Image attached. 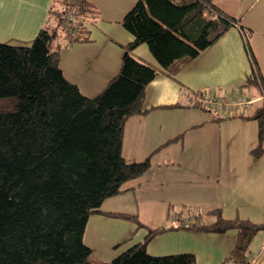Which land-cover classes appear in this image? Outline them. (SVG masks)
Returning a JSON list of instances; mask_svg holds the SVG:
<instances>
[{
  "label": "trees",
  "instance_id": "trees-1",
  "mask_svg": "<svg viewBox=\"0 0 264 264\" xmlns=\"http://www.w3.org/2000/svg\"><path fill=\"white\" fill-rule=\"evenodd\" d=\"M70 9L77 11L73 35L65 26ZM96 16L89 0H54L46 26L30 44L0 42V264H198L192 252H148L157 236L182 230H235V247L220 264H248L250 245L264 232V221L227 219L221 209L206 212L212 220L201 213L191 220L182 212L174 218L170 206L169 223L150 228L137 214L102 207L152 166L151 155L142 161L125 159L124 131L130 118L146 112V89L160 74L175 78L236 26L252 64L247 84L264 92L251 29L240 27L239 20L213 0H138L121 21L134 40L126 47L119 73L101 93L87 97L60 69V41L67 46L88 42L87 23ZM141 44L148 45L157 64L134 57L132 51ZM190 106L204 108L199 101ZM237 117L258 122L251 152L257 159L264 153V103L256 104L252 114ZM95 214L132 221L147 234L103 263L84 241Z\"/></svg>",
  "mask_w": 264,
  "mask_h": 264
},
{
  "label": "crops",
  "instance_id": "crops-1",
  "mask_svg": "<svg viewBox=\"0 0 264 264\" xmlns=\"http://www.w3.org/2000/svg\"><path fill=\"white\" fill-rule=\"evenodd\" d=\"M89 1L97 8L96 18L87 23L89 41L72 46L60 41L59 65L64 76L85 96L95 97L119 73L126 47L134 40L121 21L138 0ZM213 2L237 18L240 27L251 29V48L264 77V2L257 8L261 0ZM53 3L54 0H0V42L30 44L46 26ZM132 54L141 61L157 64L147 44H141ZM251 75L252 64L244 39L234 26L175 78L162 73L151 82L144 100L146 112L126 123L123 154L128 162L142 161L151 155L152 166L139 179L126 183L124 192L106 199L103 210L137 214L150 228L162 226L157 223L164 219L165 210L155 203L156 199L150 202V197L155 196L152 189L157 190V182L166 180L170 174V179L177 180L174 196L178 192L180 196L183 178L169 170H177V165L183 168L190 153L198 150L199 154L213 142L206 138L210 126L209 130L217 133L216 142L229 141L230 147L236 144L242 151L240 155L221 158L219 177L226 182L219 190L209 194L212 196L203 193L204 198L197 195L195 198L206 205L207 211L221 209L227 219L264 221V153L257 159L251 153L257 144L258 122L247 117L224 118L202 107L190 106L198 103L205 92L220 97L262 94L247 84ZM174 138L179 139L170 141ZM177 182H180L178 189ZM160 193V201L165 203L168 198ZM142 211L147 215L142 216ZM168 223L169 220L164 225ZM146 234V229L138 230L132 221L95 214L89 219L84 241L92 248L96 260L109 263L129 246L142 241ZM236 238L235 230L225 234L170 231L157 236L149 244L148 252L151 255L192 252L198 264H220L235 247ZM252 242L249 264H264V234L259 233Z\"/></svg>",
  "mask_w": 264,
  "mask_h": 264
},
{
  "label": "rangeland",
  "instance_id": "rangeland-1",
  "mask_svg": "<svg viewBox=\"0 0 264 264\" xmlns=\"http://www.w3.org/2000/svg\"><path fill=\"white\" fill-rule=\"evenodd\" d=\"M262 2H264V0H261V2H259L255 7H259ZM254 96L259 97L260 95L256 92ZM209 127L210 126H208L206 130V138L208 136L210 141L211 139H213V142H211L206 148L200 150L199 154H197L198 150L195 153H190L192 155L188 156L185 159L183 168L177 165L175 166L177 170H169V172L176 174L177 177L178 173H180V178H183L180 189V196H178L179 192L177 193L178 199L176 198L177 196H174L176 192L175 189H173L177 180L170 179V174H168L166 180L159 183L157 182V190L155 187H153L152 190L155 196L150 197V202H154V199H156L155 203H158L157 205H161V209L163 208V210H165L163 211L164 219H161L160 223L157 224L164 225L167 223L169 217V206L173 207V213H175L174 218H177L179 216V213L182 212L186 219L191 220L193 217H196L195 215L201 213L204 216L205 220H212L210 216L206 215V212H208L207 210L209 209H207L204 203L202 205V201L200 199L199 201L198 198H195V196L197 195L204 198L202 195L204 193L209 197L213 195L209 194L214 193L216 190H219L221 184L226 182L225 179H220L219 177L221 166V163L219 162L221 158L230 157V155H240L242 150L240 151L241 148L239 149L236 144H231L230 147V142L226 140L224 144L216 142L217 133L209 130ZM196 154L198 156H195ZM179 184L180 182H177L176 189H178ZM160 192H162L168 198L165 199V203H162L160 201V197L162 196ZM146 215L147 213L142 211V216ZM174 222H176V220H174ZM260 233L264 234V232ZM250 249L251 248H249V252Z\"/></svg>",
  "mask_w": 264,
  "mask_h": 264
},
{
  "label": "built area",
  "instance_id": "built-area-1",
  "mask_svg": "<svg viewBox=\"0 0 264 264\" xmlns=\"http://www.w3.org/2000/svg\"><path fill=\"white\" fill-rule=\"evenodd\" d=\"M65 26L70 35H73V24L77 18V11L70 9L66 14ZM199 102L204 108L222 113L226 116L237 117L250 115L256 104L264 103V92L259 97L244 93H236L226 97H220L211 93H203Z\"/></svg>",
  "mask_w": 264,
  "mask_h": 264
}]
</instances>
